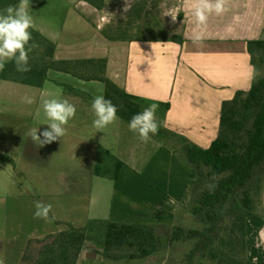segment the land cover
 Listing matches in <instances>:
<instances>
[{
	"label": "crops",
	"instance_id": "0c3cea01",
	"mask_svg": "<svg viewBox=\"0 0 264 264\" xmlns=\"http://www.w3.org/2000/svg\"><path fill=\"white\" fill-rule=\"evenodd\" d=\"M72 1V16L66 20L73 19L76 23L69 29H65V24L56 30L41 28V33L55 42L57 60L106 59V80H89L66 72L76 79H53L49 87L48 76L43 86L34 87L1 79L0 99L4 108L0 107V110L4 119L0 123V172L3 176L0 193L16 198L24 209L28 196L37 199L54 197L63 202L66 196L86 194L87 199L90 198L88 223L79 225L80 228L73 225L64 236L63 231L56 229L46 228L42 233L39 226L36 231H32L34 226L28 232L26 229L14 230L12 237L11 232L5 230L12 244L8 246L13 250L0 248V264H38L37 261L42 264V253L61 240H65L66 245H63L70 248L82 244V241L87 247L89 243H105L108 225L113 219H104L100 215L106 206L107 187L93 180L95 167L97 164L98 168L103 151L116 152L119 148V153L124 151L127 154L125 144L129 145L132 140L126 126L130 121H125L122 109L118 108V120L103 132H97L93 126L96 117L92 109L96 96L110 100L113 94L128 92L141 96L144 101L157 100L162 105L161 123L164 125L159 129L177 132L181 138L186 137V132H195V141H198L199 132L212 131L217 126L214 122L221 124L223 102L228 98L222 97L212 108L210 105L189 108L190 100L194 98L188 96L190 92L185 93L190 88L180 90L185 84L179 83L198 80L189 76L201 62L209 64L212 47L216 53L218 46L226 49L236 43L248 49L251 42L264 41V0H227V11L221 15H209L199 44L193 42L194 34L201 31L194 17L193 0H129L127 12L124 11L125 0H105L103 7L88 0ZM170 15L177 16L175 22ZM248 67L251 73L247 79L251 80V57ZM189 68L191 70L185 74ZM227 86V83L221 84L223 91ZM25 96L34 98V103L41 100L42 107L30 111L28 108L33 103L23 102ZM218 98L221 97L218 95ZM45 99H67L76 107V113H86L88 122L81 125L69 122L63 138L39 147L27 133L32 128H40L42 132L49 127L51 121L48 118L34 117L35 113L40 116L44 112ZM144 101H140L142 110ZM198 142L195 144L203 145ZM19 175L25 178V183L21 177L17 179ZM95 193L98 195L96 204ZM74 229L79 231L77 238L73 235ZM20 243L24 245L21 250ZM259 243L255 260L264 264V241ZM36 249L39 259L35 257ZM84 253L88 257L92 254L91 250ZM53 255L57 257V254ZM64 255L65 258L70 256Z\"/></svg>",
	"mask_w": 264,
	"mask_h": 264
},
{
	"label": "rangeland",
	"instance_id": "374dc122",
	"mask_svg": "<svg viewBox=\"0 0 264 264\" xmlns=\"http://www.w3.org/2000/svg\"><path fill=\"white\" fill-rule=\"evenodd\" d=\"M18 2L19 0H0V11L9 5H16ZM72 2V0H29V13L32 16L34 25L30 29L31 33L34 30L41 33V28L48 31L60 29L64 27V24L65 29L73 26L76 20H66V18L72 16V12H70ZM209 52H212L210 53L212 58L208 62L209 64H204V61L201 62L189 76L190 79L198 80L190 83H179L185 84L180 90L190 88L185 92H190L188 96L194 98L190 100L192 103L189 108H203L206 105H210V108L215 107L222 97L233 98L241 90L245 93L244 97H247L257 78L264 76V59L261 58L262 60L254 64L250 48L245 49L242 44H231L226 49L218 46L216 47V53L212 47ZM250 57L253 66L251 80L247 79V75L251 73L248 67ZM190 70L191 68L185 74ZM48 76L49 87L52 86L51 80L53 79L58 81H64L65 78L76 79V76L72 74L55 71L54 69ZM78 81L84 82L81 79H78ZM222 83L228 85L225 91L221 87ZM97 85L101 86V83H97ZM69 89L71 90V87ZM204 93L207 95H203ZM218 95L221 98H218ZM138 99L144 101L141 96ZM152 103L159 105L156 117L159 128H162L164 125L161 123L163 116H161L160 109L162 105L159 104L160 102L146 99L143 106L146 108ZM0 107L4 108L1 99ZM39 107H42L41 100L33 103L32 107L28 109L35 112ZM3 115L0 110V123L4 119ZM34 115V117L47 118L44 112H41L40 116H37L36 113ZM69 122L79 125L87 123L86 113L82 111L76 113V117ZM214 123L217 126L212 131L198 133V137H203L198 140L202 142L201 147L203 148H209L213 140L223 135L222 124L220 122L219 124L218 122ZM128 125L129 123L126 126ZM129 133L132 141L128 142L129 145L125 144L127 147L124 149L127 154L124 151L119 153V148H116V152L114 150L112 152L103 151L98 168L96 164V175H94L93 180H96L97 183L101 182L104 187H107L106 206H104L103 213H100V215L104 219L118 221L150 222L162 237L163 248L160 252L146 258H130L129 255L136 253L137 249L128 245L107 250L105 243L98 241L97 243H89L87 247L85 241H82V244L78 243L70 248L68 245H63H66L65 240H61L54 247L49 246V251L46 250L45 254L42 253V264H216L211 256H204L205 253H209L207 247L200 248V243L201 245L206 244V240L203 241V236L208 232L210 225L203 214L195 213V208L198 206L201 196L212 187L215 175L204 163L196 164L190 161L188 143L177 132L159 129L158 133L152 135L147 143L142 142L138 134H134L130 130ZM186 138L191 143L198 142L195 141V132H186ZM120 159L125 161V165L122 176L118 179L117 169ZM259 174L263 178L264 169H259ZM259 174L256 175L255 181L258 180ZM2 177L1 171L0 183ZM19 177H21L22 183L26 182L24 177L19 175L17 179ZM87 197L86 194L69 195L64 197L63 202H61L60 199L54 197H40L37 199L28 196L26 209H24L21 203L16 201V198L14 199L12 196L10 197L8 194L1 192L0 241L4 242L0 243V248L2 247L1 249L5 251L13 250L8 246L11 243L10 240L8 241L9 238L5 230L10 231V237H12L14 236V230L26 229L28 232L30 227L34 226L32 231H36V226H39L42 233L45 232L46 228L49 230L56 229L63 231L64 236L73 225L80 228L79 225L87 224L89 217L87 207H89L88 202L90 199H87ZM170 198L172 202H169ZM97 199L98 195L96 194L95 204L98 203ZM238 199L237 202L233 200L227 204L225 213H223L225 215L223 226L232 225L240 210L245 211L243 198L238 197ZM37 201L52 205V213L55 215V220L52 223L34 218V204ZM256 212L258 217L249 218L247 226L248 250L246 253L251 260L257 256V247L261 245L259 242L264 241V190L256 199ZM180 230H183L184 234H182L180 240H176L175 236ZM191 231L197 232V235L190 239L188 234ZM72 232H74L75 238L79 236V231L77 232L74 229ZM221 234L224 235L225 231H221ZM237 234L243 236L240 231ZM81 235L83 234L81 233ZM239 236L238 240H240ZM20 244L19 248L21 250L24 245ZM86 250H91L92 254L89 257L84 253ZM37 251L38 249L35 250V257L39 259L40 256L38 257ZM65 253L70 256L65 258ZM53 254H57V257ZM112 256L122 257L121 259H114L111 258ZM37 263L39 264V261Z\"/></svg>",
	"mask_w": 264,
	"mask_h": 264
},
{
	"label": "trees",
	"instance_id": "16d2710c",
	"mask_svg": "<svg viewBox=\"0 0 264 264\" xmlns=\"http://www.w3.org/2000/svg\"><path fill=\"white\" fill-rule=\"evenodd\" d=\"M88 1L98 7L105 4V0ZM30 44L36 45L29 53L31 70L18 72L15 63L8 62L4 71L0 72V79L41 87L48 77L49 70L58 69L89 80H106V59L57 60L55 42L36 30L32 32ZM249 48L254 64L264 59V41L251 42ZM244 94L242 90L238 91L235 97L223 102V135L213 140L209 148H203L182 137L188 143L190 161L196 164L204 163L215 175L212 187L201 196L195 213L203 214L210 225L208 232L203 236L207 245L200 243V248L207 247L209 253L204 256H211L216 264H253V260L246 253V237L249 218L258 217L256 199L264 190V177L259 174V169H264V76L257 78L247 97H244ZM138 98L139 96L126 92L121 95L113 94L110 101L118 109H122L125 121H130L133 115L142 111ZM124 165V162L119 161L118 179L122 176ZM257 174L259 177L255 181ZM238 197L243 198L245 211L240 210L232 225L223 226V213L227 204L233 200L237 202ZM221 231H225V234H221ZM238 231L243 236H239ZM182 234L184 231L180 230L175 239L180 240ZM188 235L191 239L197 232L191 231ZM105 245L107 250L126 245L137 249L136 253L129 255L130 258L149 257L160 252L164 246L162 237L150 222L118 220L109 223Z\"/></svg>",
	"mask_w": 264,
	"mask_h": 264
},
{
	"label": "clouds",
	"instance_id": "9594fccd",
	"mask_svg": "<svg viewBox=\"0 0 264 264\" xmlns=\"http://www.w3.org/2000/svg\"><path fill=\"white\" fill-rule=\"evenodd\" d=\"M227 0H193L192 9L197 25L201 31L194 34L193 42L202 43L203 28L206 26L209 15L215 13L221 15L225 11ZM129 10V0H125L124 11ZM173 22L176 21V15H170ZM33 19L29 13V0H19L16 5H9L0 11V72L4 71L8 62H14L16 70L24 73L30 71L29 53L36 46L30 44L33 28ZM153 47V45H152ZM23 102L27 104L34 103V98L25 96ZM159 105L152 103L144 108L141 112L132 116L129 122V130L134 134H138L142 142L147 143L152 135H156L159 131L156 112ZM44 112L49 121L48 128L40 131V128H32L27 133L32 141L39 147H44L66 135L67 126L70 120L76 117V107L67 99H45L43 100ZM92 109L96 119L93 126L97 132H103L109 125L118 120L117 107L104 96H96L93 99ZM171 198H170V201ZM34 218L42 219L47 223L55 220L52 213V205L42 202H35ZM51 214V215H50ZM253 264H256L255 258Z\"/></svg>",
	"mask_w": 264,
	"mask_h": 264
}]
</instances>
